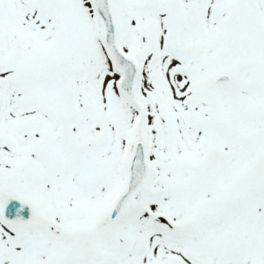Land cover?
Listing matches in <instances>:
<instances>
[{"label":"snow or ice","instance_id":"6c2138e0","mask_svg":"<svg viewBox=\"0 0 264 264\" xmlns=\"http://www.w3.org/2000/svg\"><path fill=\"white\" fill-rule=\"evenodd\" d=\"M0 264H264V0H0Z\"/></svg>","mask_w":264,"mask_h":264}]
</instances>
